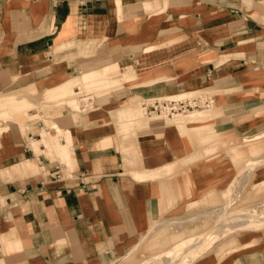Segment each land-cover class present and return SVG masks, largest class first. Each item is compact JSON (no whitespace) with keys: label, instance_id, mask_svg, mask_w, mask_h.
Instances as JSON below:
<instances>
[{"label":"crops","instance_id":"crops-1","mask_svg":"<svg viewBox=\"0 0 264 264\" xmlns=\"http://www.w3.org/2000/svg\"><path fill=\"white\" fill-rule=\"evenodd\" d=\"M73 2L77 16L66 32ZM251 3L249 13L243 0H0V114L8 101L24 106L27 120L43 118L42 131L57 121L72 135L73 158L68 165L48 156L44 143L34 151L41 121L19 119L0 133V264H110L150 228L165 198L156 183L179 175L166 165L188 152L191 138L174 122L143 121L135 96L223 90L216 127L240 137L264 132V83L253 81L264 78V3ZM199 55L209 61L195 62ZM139 59L170 67L127 81L117 75L121 86L87 94L93 99L87 114L65 110L50 117L43 105L30 112L37 101L27 95L15 97L49 81L42 104L65 101L61 92L82 82L84 71L142 65ZM184 60L191 66L176 72ZM248 92L252 98L244 97ZM124 123L132 126L129 137ZM192 169L191 177L206 175L210 184L212 171ZM258 243L222 259L213 255L216 264H264Z\"/></svg>","mask_w":264,"mask_h":264},{"label":"rangeland","instance_id":"rangeland-1","mask_svg":"<svg viewBox=\"0 0 264 264\" xmlns=\"http://www.w3.org/2000/svg\"><path fill=\"white\" fill-rule=\"evenodd\" d=\"M256 1L264 3V0ZM243 2L246 5V10L251 13L254 9V7L251 6V0H243ZM261 12V9L255 12L256 20H260L259 17ZM227 57L229 56H225V58ZM139 60L143 61V59ZM195 60V62L209 61V59L201 55L196 57ZM191 62L192 61L189 60L181 61V63L176 64L175 71L179 72L181 69L191 66L189 65ZM163 63L167 64L166 68L170 67L168 61H163L156 65H162ZM138 65L137 63L133 65L128 63L125 65V62H120V69L122 68L127 74L120 73L119 70H113V68L111 72H109L111 75L109 77L110 82L108 81L105 87L97 90L91 87V89L77 92L74 94L75 98L80 100L84 97L80 95L91 93V91V95L94 96L105 95L111 89L121 86L120 83L122 81L116 78L117 75L119 76L122 74L124 77L123 80L127 81L128 79L138 77V74L143 73L145 69L156 66H149L150 64ZM127 76L131 78L125 79ZM253 81L264 83V78L259 80L254 79ZM54 82H56L55 79ZM79 82L81 83L80 80ZM247 82L251 83V81L243 83ZM47 85L48 87L46 88L45 86L38 85L36 90L33 88L20 89L15 97L21 98L23 95H27V100L37 101V104L32 107V111L30 112L38 111L43 105L40 111L44 112L45 110V113L50 117L60 115L65 110L75 111L78 114H87L91 112L88 110H91L90 103L93 99L83 100V106L81 107L80 105L81 108H77V110L72 109L73 107L68 101L58 100L42 104L45 102L44 100H46L45 97H43L44 93L47 89L52 88L49 81H47ZM78 86L79 85H75L76 90H81L83 88L82 86L78 88ZM222 91L200 89L187 90L180 94L164 93L163 96L168 95L181 99L192 97H201V99L210 97L212 99L209 104H202L199 108L182 112L180 115L174 117L145 114L142 105L144 98L135 96L140 108L139 114L143 116V121L149 120V116H152L153 118H160L163 121L166 120V123L174 122L175 124H179L182 129L183 127L186 128L191 142L188 143V152L184 153L185 155L182 158L166 165L169 173L176 169L177 173L180 172L181 174L179 173L178 176L169 177L167 179V185H165L166 180L156 183L157 188L161 190L162 187V190L164 189L162 192L165 194H163L165 198L161 201V205H158L159 210L155 215L154 221L151 223L152 225L146 232L140 233L133 242H131V247H129L123 255L114 259L110 264H140L142 260H145L152 254L160 255V253L162 254L176 246H184L186 244L185 241L195 235L200 237L208 235V238L201 240V245L196 247L195 250L180 256L177 260H179L181 264H194L199 259L201 260L195 264H216L218 259L215 257L222 259L226 255H230L235 251L237 252L241 247L248 248L257 244V242H259L258 245L264 244V227L258 230H252V224L246 222L250 217H264V211L258 210L257 206L259 202L264 203V132L256 134L255 136L240 137L238 135L234 136L232 134L223 133L220 128L216 127V120L214 118L218 117L221 113L222 100L224 98V95L220 94ZM251 96H253V94L248 92L245 93L244 97L252 98ZM125 102L126 100L120 103L103 105L102 111H107L112 105L120 106ZM18 118L23 120L19 116ZM120 119L125 121V117L123 118L120 116ZM209 119L210 121L204 124ZM3 120V115L0 114V123H2ZM37 121L43 122L44 127L41 131L48 126V123L38 115L36 117L33 115L32 118L28 120L27 125ZM123 126L126 128V134L129 137V132L132 130L131 124L124 123ZM195 127H201V129L195 130ZM177 141H179L178 138ZM170 142L171 143L168 142L169 145L174 148V138ZM232 147H235L237 152ZM33 148L35 152L40 151L39 146ZM70 148L72 149V143ZM45 153L52 158H57L59 161L67 163L66 160L50 150L45 151ZM67 164L71 165L69 163ZM195 166H203L207 171H212L209 173L212 177L210 184L205 183L208 178L206 175L203 176L205 181L199 188H196L193 183L188 184L186 182L190 179L192 181V179L195 178V175L191 177L192 168ZM216 175L217 179L215 180L214 176ZM199 178L202 177L196 175V179ZM176 179L180 180V183L176 182ZM181 180H183V184ZM204 184L206 185L203 188ZM167 186L169 187V192L167 191ZM171 192L175 194V200L172 198L173 195ZM178 194H181V197L180 195L179 197L176 196ZM171 202L174 203L172 204ZM231 225L236 226L231 227ZM219 233L221 236H219ZM247 236H256L258 238L256 239L253 237L250 239L251 242L247 243L245 242V238H249ZM243 237L244 239H242ZM209 239L210 242H208ZM170 262L169 264H172L174 261Z\"/></svg>","mask_w":264,"mask_h":264},{"label":"bare ground","instance_id":"bare-ground-1","mask_svg":"<svg viewBox=\"0 0 264 264\" xmlns=\"http://www.w3.org/2000/svg\"><path fill=\"white\" fill-rule=\"evenodd\" d=\"M146 3H148V2H146ZM76 5H77V3H75V2L71 3L72 13L69 17L68 22L65 24V26H66L65 31L66 32H69L68 29H71L72 25L74 24V19L77 16ZM118 6H120L119 1H118ZM66 34H70V33H66ZM142 58H146V55ZM138 63L143 65V63L140 62V60H138ZM117 67L118 68L120 67V62L116 63V64H112V65H110L104 69H101V70L84 71L83 75H82V79H81L82 82L80 83L78 81H72L66 87L65 91L61 92L62 96H63L62 99L65 101H68L69 104L73 107V108L72 107L71 108L74 110H77V108L78 109L81 108L83 106L82 101L90 99V95H87L90 93H85L83 95H80V96H84L80 100H77V98H75L74 94L77 92H80V91H85L86 89H91V87L96 88V90L102 89L103 87H105V85L109 81V77L111 76L109 72H111V69H113V68L117 69ZM166 67H167V64H165V63H163L162 65H158V66L156 65L154 67L145 69V71L143 73H140L139 75L145 76L150 71H153L156 69H158L159 71H163V69H165ZM128 78H131V77L127 76V78H125V79H128ZM78 84H79L78 88H80V86H82L85 89L82 88L81 90H76L75 85H78ZM89 91H91V90H89ZM91 93H92V91H91ZM6 102H8V101H5L4 102L5 104L2 105V106H5L6 108L4 109V111H5L4 114H2L4 120L2 123H0V133L3 130L9 129L12 123L17 122V120H19L18 116L23 119V120H21V119L19 120L22 123H25L27 125V122H28V120L25 118V117H27L28 112L24 109V106H22L20 104H18V105L13 104L12 105V104L6 103ZM85 102H87V101H85ZM80 105H81V107H80ZM41 136H42L41 139L33 140V142H32L33 147H37V146H39L40 143H44L46 145V147L50 148V151L56 153L57 155H59V157H62V159L66 160L67 163L71 164V162L73 160L71 148H70L72 135L70 134V131L68 129L61 128V126L58 124L57 121L50 122L49 129L41 131ZM29 138H31V137H29ZM232 148L237 152V149H235V147H232ZM138 177L143 178L144 176L138 175ZM204 181H205V179L203 176H202V178L196 179V175H195V178L192 179V181L190 179V180H187L186 182L188 184L194 183V186L196 188H199L200 186H202ZM171 193L173 195L172 198L175 200L176 199L175 194L173 192H171ZM193 194H197V193H193ZM179 195L181 197V194H178L176 196L179 197ZM171 203L173 204L174 202H171ZM246 222H249L252 224V227H251L252 230H258V229H261L264 227V217L263 216H257L255 218L250 217L246 220ZM232 226L235 227L236 225H231V227ZM233 230H235V229H233ZM215 232H217V231H215ZM223 235H224V233H223ZM219 236H221V234ZM202 237H200L198 235L192 236L189 240L185 241L186 244L184 246H176L175 248H173L171 250H167L166 252H163L162 254L160 253V255L152 254L149 257H147L145 260H142V262H140V264H169L170 261H174V262H172V264H181L180 261L177 259L180 256H182L183 254H186L189 251L191 252L192 250H195L196 247L201 245V240H203L204 238H208V235H206V236L203 235ZM242 239H244V237ZM245 240H246L245 242H247V243L251 242V240L249 238L248 239L245 238ZM208 242H210V239ZM134 247H136V246H134ZM132 248H133V246H132ZM191 258H192V256H191Z\"/></svg>","mask_w":264,"mask_h":264},{"label":"built area","instance_id":"built-area-1","mask_svg":"<svg viewBox=\"0 0 264 264\" xmlns=\"http://www.w3.org/2000/svg\"><path fill=\"white\" fill-rule=\"evenodd\" d=\"M90 99L91 96H90ZM92 101V100H91ZM212 99L206 97L204 99L192 97V98H176L173 96L145 98L143 110L145 114L169 116L174 117L180 115L182 112H187L195 108H199L202 104L211 103ZM91 104V103H90ZM258 210L264 211V203L259 202Z\"/></svg>","mask_w":264,"mask_h":264}]
</instances>
